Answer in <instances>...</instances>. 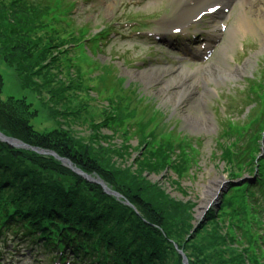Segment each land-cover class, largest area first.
<instances>
[{
    "label": "trees",
    "instance_id": "trees-1",
    "mask_svg": "<svg viewBox=\"0 0 264 264\" xmlns=\"http://www.w3.org/2000/svg\"><path fill=\"white\" fill-rule=\"evenodd\" d=\"M50 3L45 0H0V58L11 68L22 89L37 93L39 101L57 128L38 133L30 125L37 112L24 99H1L0 133L30 147L51 151L69 160L89 176H97L123 200L106 195L101 187L85 181L52 157L14 149L0 142V234L11 231L25 241L42 238L45 248L53 243L71 247L73 255L86 264H264V160L254 163L259 128L250 134L251 148L239 146L244 128L226 123L219 144L220 160L228 178L244 173L255 181L230 186L218 211H210L195 223L189 201L172 198L146 174L159 175L172 169L180 176L186 160L171 161V142L155 143L143 137L128 164L130 147L110 141L128 114L113 106L103 123H89L86 102L70 107L75 82L56 70L65 38L52 26ZM37 94H35L37 96ZM117 119L111 135L101 134L107 123ZM73 125L89 129L81 136ZM126 136V135H125ZM124 136V137H125ZM102 141L105 144H102ZM145 146V147H143ZM181 156V155H180ZM177 186V181H171ZM181 191V190H180ZM123 201L128 202L127 206Z\"/></svg>",
    "mask_w": 264,
    "mask_h": 264
},
{
    "label": "rangeland",
    "instance_id": "rangeland-1",
    "mask_svg": "<svg viewBox=\"0 0 264 264\" xmlns=\"http://www.w3.org/2000/svg\"><path fill=\"white\" fill-rule=\"evenodd\" d=\"M76 1L77 10L73 18V27L81 28L83 31L87 30L89 33L96 31L107 22L112 25L118 21L121 24L129 21L142 22L143 19H154L160 22L166 13L163 9L168 6L167 0H138L135 3H128V0ZM236 10L238 8L234 10L231 27L236 23V16L239 12ZM245 10L244 18L247 21V27L238 33L233 46L226 51L222 49L226 45V42H223L217 53L204 66L191 63L165 64L163 59L167 52L164 50L162 55L157 56V59L153 58L149 61L147 57L149 46L144 42L130 40L126 30H119L114 40L111 37L112 40L107 47L103 51H98L95 58V51H91L90 56L85 51H74L72 55L76 57L75 65L79 68L83 67L82 71L86 73H92L98 68L94 60L100 62L101 65L111 66L106 70L98 69L100 81L97 85L96 80L88 83L94 87V90L84 97L94 107L90 112L93 113L92 118L96 123L103 121L104 110H106L109 97L113 95V76H116L123 79L124 86L134 85L141 96L151 101V104L161 111L163 121L167 122L169 127L176 128V131L183 136L198 139L195 145L199 154L197 167L193 166L189 175L178 182L185 194H182L177 186L171 185V181L178 180L173 172L165 171L159 175L146 174L151 182L160 184L172 198L194 204L192 211L195 223L204 217L209 207L207 204L212 201L220 182L225 181L222 166L211 156L214 151V138L219 129V117L224 115L223 107L229 104L228 100L223 99L225 95L234 93L243 86L244 80L255 72V62L264 57V20L262 21L264 8L248 7ZM115 27H117L116 24L113 25V28ZM119 34L125 35L127 39H120ZM238 43L245 45L244 55L238 53ZM231 58L236 60V65L230 61ZM140 61L144 63H137ZM85 63L88 64V68ZM61 68L68 71L69 63L61 61ZM205 69H209V74L204 75ZM181 71H189L191 74L194 72L192 77L196 80H184L183 77L185 78L186 74L185 72L180 74ZM150 73L155 76L148 77ZM0 77L3 78L1 95L3 100L24 99L31 105V110L37 112V117L30 120V125L36 132L47 133L57 128V123L49 118L46 109L39 101L40 96L29 89H22L14 71L1 60ZM211 89L217 90L224 97L218 101L210 93ZM180 90L183 92V97L179 96ZM233 95H238V93ZM73 129L81 136L90 134L87 126L73 125ZM101 133L105 136L110 134L105 128L101 130ZM103 143L105 144L102 141ZM110 144L121 145L120 138H114ZM136 144L135 140H131L132 148L128 164H133L135 158L139 156L140 151L134 150L137 147ZM21 263L34 264L27 256Z\"/></svg>",
    "mask_w": 264,
    "mask_h": 264
},
{
    "label": "bare ground",
    "instance_id": "bare-ground-1",
    "mask_svg": "<svg viewBox=\"0 0 264 264\" xmlns=\"http://www.w3.org/2000/svg\"><path fill=\"white\" fill-rule=\"evenodd\" d=\"M175 1V6H177L176 8H179V6L182 4V0H174ZM187 1H192V2H195V6L194 8L190 9V8H186V1H184V8L181 9V11H179L177 14H176V23H180V22H183V21H186L188 20L192 13H194V11L196 10V8L202 6L206 1L208 0H187ZM253 1L254 0H238L237 2V7H238V10H236L238 13H237V16H236V23L234 24L233 27L229 26L227 31H226V36H225V39L223 42H226V45H224L225 47H223L222 49H224L223 51H226L228 48L232 47L234 42L236 41V37L238 35V33L241 31V30H244L245 27H247V21L246 19L244 18V13H246V8H248L249 6L252 7V4H253ZM261 0H259V3H260ZM264 2V1H263ZM264 19H262L263 21ZM251 29V28H250ZM209 69H205L204 70V75H207L209 74ZM148 77L150 76H155V74H149L147 75ZM189 75L185 76V78L183 77L184 80H187L189 79L188 77ZM232 78V77H231ZM183 95V92L180 90L179 91V96H182ZM183 97V96H182ZM204 129V128H202ZM223 183V181L220 182L219 186L217 187L215 193H217L219 190V187L221 186V184ZM213 198H212V201H210L207 205H210V204H213Z\"/></svg>",
    "mask_w": 264,
    "mask_h": 264
},
{
    "label": "water",
    "instance_id": "water-1",
    "mask_svg": "<svg viewBox=\"0 0 264 264\" xmlns=\"http://www.w3.org/2000/svg\"><path fill=\"white\" fill-rule=\"evenodd\" d=\"M0 141H1V142H4V143H6V144H8V145H10L11 147H14V148H22V149H23V148H28V147L25 146L24 144H22V143H20V142H18V141H16V140H13V139L5 138V137H4L3 135H1V134H0ZM31 150H32L33 152H36V153L40 154V155L52 156V157L56 158L57 160L61 161L63 164L67 165L68 168H69L70 170H72V171L78 173L79 175L83 176V177H84L85 179H87V180L90 179V178L87 177L86 175L82 174L80 171L74 169L73 166H72V164H71L69 161L64 160V159H60V158H58V157H57L55 154H53V153L45 152V151H37L36 149H33V148H31ZM94 182L97 183V184H99V185H101V187H102L107 193H109V192L106 190V187H105L101 182H97V181H94ZM113 195L116 196V197H118V196H117L116 194H114V193H113ZM183 264H186V260H185V258H183Z\"/></svg>",
    "mask_w": 264,
    "mask_h": 264
}]
</instances>
